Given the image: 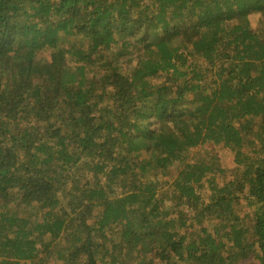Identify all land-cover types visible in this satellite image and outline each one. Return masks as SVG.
I'll use <instances>...</instances> for the list:
<instances>
[{"label": "trees", "instance_id": "obj_1", "mask_svg": "<svg viewBox=\"0 0 264 264\" xmlns=\"http://www.w3.org/2000/svg\"><path fill=\"white\" fill-rule=\"evenodd\" d=\"M245 259L264 0H0V264Z\"/></svg>", "mask_w": 264, "mask_h": 264}, {"label": "rangeland", "instance_id": "obj_2", "mask_svg": "<svg viewBox=\"0 0 264 264\" xmlns=\"http://www.w3.org/2000/svg\"><path fill=\"white\" fill-rule=\"evenodd\" d=\"M41 56L43 58L47 59L48 53L43 52L41 54ZM211 148H212L211 145H205L201 148L195 149L194 151L197 153H202L205 150H209ZM215 151L218 155V159H219V162L221 164V168H224L225 170L229 171L233 166L232 162H231V155L229 154V152L227 150L220 148V147H216ZM238 264H255V262L252 259H245V260L240 261Z\"/></svg>", "mask_w": 264, "mask_h": 264}]
</instances>
